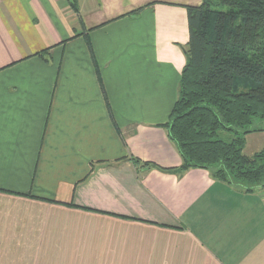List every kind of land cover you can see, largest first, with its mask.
Here are the masks:
<instances>
[{"label": "crops", "instance_id": "1", "mask_svg": "<svg viewBox=\"0 0 264 264\" xmlns=\"http://www.w3.org/2000/svg\"><path fill=\"white\" fill-rule=\"evenodd\" d=\"M202 2L0 0V264H264V188L178 172L160 126Z\"/></svg>", "mask_w": 264, "mask_h": 264}, {"label": "trees", "instance_id": "2", "mask_svg": "<svg viewBox=\"0 0 264 264\" xmlns=\"http://www.w3.org/2000/svg\"><path fill=\"white\" fill-rule=\"evenodd\" d=\"M187 12V62L160 124L182 157L177 171L204 168L245 191L264 188V147L245 153L247 136L264 130V0H203Z\"/></svg>", "mask_w": 264, "mask_h": 264}, {"label": "rangeland", "instance_id": "3", "mask_svg": "<svg viewBox=\"0 0 264 264\" xmlns=\"http://www.w3.org/2000/svg\"><path fill=\"white\" fill-rule=\"evenodd\" d=\"M72 1V0H71ZM257 125H262V123H258ZM256 151L253 150V151H248V153H250L249 155H252L253 153H255Z\"/></svg>", "mask_w": 264, "mask_h": 264}]
</instances>
